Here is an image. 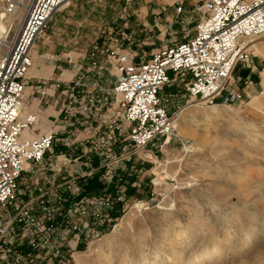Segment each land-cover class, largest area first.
I'll return each mask as SVG.
<instances>
[{
  "label": "built area",
  "instance_id": "obj_1",
  "mask_svg": "<svg viewBox=\"0 0 264 264\" xmlns=\"http://www.w3.org/2000/svg\"><path fill=\"white\" fill-rule=\"evenodd\" d=\"M71 1L0 0V22L10 19L0 27V264H68L96 227L128 209L131 191L139 185L138 179L131 180L139 151L175 135L181 108L171 111L161 94L173 81L171 72L190 75L185 105L214 104L236 66L247 60L250 41L264 36V0H201L195 34L159 47L150 57L135 61V52L121 42L131 38L124 33L109 44L106 59L99 58V45L94 46L88 54L90 71L83 70L68 90L75 98V88L97 78L91 72L112 62L114 85L94 88L112 94L119 111L106 132L94 134L84 149L98 156V165L88 157L80 164L83 169L75 171L72 164L79 158L49 156L52 129L23 135L37 114L22 115L32 48L54 14ZM38 92L45 95V86ZM239 97L229 92L221 102L233 104Z\"/></svg>",
  "mask_w": 264,
  "mask_h": 264
},
{
  "label": "rangeland",
  "instance_id": "obj_2",
  "mask_svg": "<svg viewBox=\"0 0 264 264\" xmlns=\"http://www.w3.org/2000/svg\"><path fill=\"white\" fill-rule=\"evenodd\" d=\"M99 5V12L69 22L62 42L94 47L109 38L113 43L122 23L144 29L154 9L174 7L156 0H100ZM72 8L73 3L58 11L43 36ZM192 31V22L178 21L169 33L146 39L141 49L183 41ZM261 43L264 36L250 41L247 60L236 66L214 104H182L186 109L175 135L139 151L133 162L137 171L131 173L139 185L131 191L128 209L96 227L68 264H264ZM229 92L240 97L233 104L221 102ZM216 105L223 109L220 117L208 121L205 113ZM136 203L144 207L138 211ZM187 234L192 239L184 242Z\"/></svg>",
  "mask_w": 264,
  "mask_h": 264
},
{
  "label": "crops",
  "instance_id": "obj_3",
  "mask_svg": "<svg viewBox=\"0 0 264 264\" xmlns=\"http://www.w3.org/2000/svg\"><path fill=\"white\" fill-rule=\"evenodd\" d=\"M156 1L168 5L173 2L174 7L166 10L168 7L162 5L154 9L148 22L144 23L146 27L144 29L138 27L131 29L128 22H124L119 32L117 31L119 35L127 33L126 35L131 36L130 39L121 40V42L135 52L137 55L135 61H139L143 56L146 57L147 54H152L159 48L149 52L141 49V43L144 44L146 39L155 37L157 34L169 33L178 21L180 24L192 22L193 31L190 38L195 34L196 25L202 17V11L198 8L201 0ZM99 2L100 0H72L70 5L73 3V8L58 15L60 25L51 26L49 35L36 41L31 51L33 65L29 70L27 85L22 96V115L37 114V121L24 130L23 135H38L52 129L55 132V142L49 156L55 159L57 155L66 153L72 159L79 158L81 162L76 160L72 164L75 171L83 169L80 164L88 157H93L94 164L98 165V156L92 152L87 153L84 149L90 146V139L94 134L100 135L106 132L108 122L119 111L112 94L108 95L105 91L94 88L102 86L111 89L114 85L116 69L112 62H108L100 71L91 72V77L97 78H90L85 85L75 88V98L71 97V92L68 90V86L83 70L90 71L88 54L93 47L71 46L67 44L68 40L62 42L68 28L67 24L75 22L73 19L82 14L89 16L93 11L99 12L98 9L101 6ZM179 4L182 6L180 12L177 9ZM71 14L73 18H70ZM66 15L69 19H66ZM145 29L147 32L142 34ZM109 44V38L98 44L99 58L106 59ZM68 56L73 58L72 62L68 61ZM171 77L173 81L162 90L161 94L169 99V109L174 111L185 104V84L190 80V75L185 73L177 75L171 72ZM39 86H45V95L38 92ZM92 98L93 102L90 101ZM84 105H88V111L83 110ZM116 150L119 151V146ZM92 185H98L97 177L92 180Z\"/></svg>",
  "mask_w": 264,
  "mask_h": 264
},
{
  "label": "bare ground",
  "instance_id": "obj_4",
  "mask_svg": "<svg viewBox=\"0 0 264 264\" xmlns=\"http://www.w3.org/2000/svg\"><path fill=\"white\" fill-rule=\"evenodd\" d=\"M9 20L10 19H6V20H2L1 22H0V27H2V28H4L5 26H6V21L7 22H9ZM258 47V46H257ZM264 47V43H261L260 44V48H263ZM184 109V108H183ZM181 109V111L179 112V114H178V116H177V119H176V123H175V125H177V121L180 119V117H181V114H182V112L186 109ZM221 110H223V109H221V107H219V106H214L213 107V111L212 112H208V111H206V113H205V117H206V119L208 120V121H213V120H217V118H219L220 117V115H219V112L221 111ZM182 123L183 122H180L179 121V125L182 127ZM177 128V127H176ZM186 146V145H185ZM144 207V205L143 204H141V203H136V204H134L133 205V207L136 209V210H138V211H140V208L141 207ZM185 240H184V242H188V241H190L191 239H192V237H191V235H185V238H184ZM156 264H158V263H156Z\"/></svg>",
  "mask_w": 264,
  "mask_h": 264
}]
</instances>
